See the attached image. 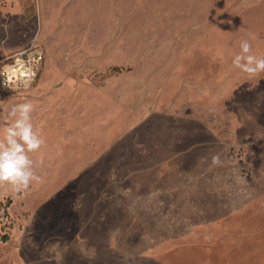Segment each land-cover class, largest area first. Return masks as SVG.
<instances>
[{"label": "rangeland", "instance_id": "374dc122", "mask_svg": "<svg viewBox=\"0 0 264 264\" xmlns=\"http://www.w3.org/2000/svg\"><path fill=\"white\" fill-rule=\"evenodd\" d=\"M33 40L42 67L28 89H0V121L17 93L34 95L41 181L0 190V264H164L139 255L150 239L167 240L155 255L170 264H264V198L224 241L193 228L214 220L197 218L212 193L240 194L252 172L264 189V72L232 63L242 40L264 56V0H0L2 44ZM101 142L100 161L75 163ZM158 152L186 174L170 165L152 194L138 174ZM210 173L231 176L196 185Z\"/></svg>", "mask_w": 264, "mask_h": 264}, {"label": "crops", "instance_id": "0c3cea01", "mask_svg": "<svg viewBox=\"0 0 264 264\" xmlns=\"http://www.w3.org/2000/svg\"><path fill=\"white\" fill-rule=\"evenodd\" d=\"M32 42H36V41L33 40ZM30 44H28V45H30ZM28 45L21 47V48H19V47L14 48L10 45H3L2 41H0V49L5 51V55L10 53V52H12L11 55H13L16 51H18L22 48H25ZM14 49H16V50H14ZM11 55H9L4 60H2L0 62V64L3 61H5L6 59H8ZM17 94H16L15 98L12 99L11 101L9 98L7 99L8 101H10L9 102L10 104L3 105V110H2L3 113H5V112L7 113L13 105L23 103V102L28 101V100H32L34 97V95L33 96H31V95L22 96L21 95L22 93H17ZM3 100L4 99H2V101ZM7 100L5 99V101H7ZM58 117H59V114L53 115V130H54V127H57L55 124H58L57 123ZM2 120H4V119H2ZM61 125L65 126V124H61ZM65 127H60V129H62L60 131L61 136H63V134H66ZM60 132L58 131L57 134H59ZM103 143H104V140H103ZM103 143L102 142H101V144L99 143L98 147L96 148V152H97L96 156L95 155H89L88 152H83L82 155H80V159L78 161H76L75 163L88 166V165L96 163V161H100V159H101L100 151L104 150L106 148V147H104ZM152 149H154L153 144H152ZM172 159L173 160H171V157H168L164 153L158 152V153H156V156H154V154H153V156L149 159V161L147 160V162H145V164L147 165L146 169L143 172H141L140 174H138V176L140 175V177L145 176L147 179L151 180V184H150L151 188L150 189H151L152 194H154V191L159 190V187L154 185V180H159L157 178L158 177L162 178V176L165 173L168 174L170 165L177 166L178 171L179 170L182 171L181 173H178L177 176L182 174L183 177H185L186 173H183V172H185V166H186V164H184L185 160L181 161L180 158H177V157H174ZM155 165L160 166V168L155 170V168H154ZM164 165H167L168 169H165ZM230 176H231V173H210V174H205V175L204 174H195V183H196V185H198L199 182L203 183V182H205V178L209 179L212 182L213 181L219 182V181H222L225 177L229 178ZM260 180H262V174L252 172L250 174V177H249V181L251 183H249V182L245 183L246 184L245 189L243 191H241L240 194H239V192H234L236 194L232 193V189L230 190L229 193H228V191H225L222 193L221 192L212 193V197L215 198V208L213 206H211L212 207L211 209H207L206 206H201L199 208L200 211L198 212L199 213L198 217H197V214H193V219L197 217L200 220H205L204 215L210 211V213L211 214L213 213V215H214V220L201 221V222L195 223L193 225V228L196 227V228H199V230L210 229L212 231L210 237L211 238L213 237L214 239H221L222 240L223 236L227 237L226 231L229 230L230 228L234 227L233 226L234 218L236 216L240 215L241 213H243L245 211V209L253 206V204H258V203L262 202V199L264 198V189L262 188L263 184L260 183ZM218 185H219V183L216 184V186H218ZM250 186H252V187H250ZM183 187H185V185H183ZM160 188L163 189V185ZM200 190L203 191L202 189H200ZM116 207H117V209L118 208L121 209V206H119V207L115 206V208ZM146 211H147L146 213L149 212L148 208ZM206 219H208V218H206ZM114 234L116 235V231ZM193 234L195 235V232L192 229H188V230L185 229L184 231H182L178 235V237L181 239L182 238L186 239L187 237H190ZM222 241H224V240H222ZM166 244H167L166 239H163L160 241H153V239H150L149 241L146 242L145 250L144 251L142 250V252H140L139 255L149 257V258L151 257L152 259L162 261L164 264H170L167 259L162 260L159 255H157V256L155 255V253L158 252L159 250H161L163 248V246Z\"/></svg>", "mask_w": 264, "mask_h": 264}, {"label": "clouds", "instance_id": "9594fccd", "mask_svg": "<svg viewBox=\"0 0 264 264\" xmlns=\"http://www.w3.org/2000/svg\"><path fill=\"white\" fill-rule=\"evenodd\" d=\"M232 63L249 77L264 72V56L253 54L248 40L240 42V52L234 56ZM33 111V104L25 101L13 105L7 118L0 121V190L11 186L14 192H21L33 182L41 181L34 171L37 162L29 156V153L39 152L45 143L41 130L34 128L32 123ZM219 163V156H213L212 164ZM4 195L7 192L0 191V197Z\"/></svg>", "mask_w": 264, "mask_h": 264}, {"label": "built area", "instance_id": "2783aa9c", "mask_svg": "<svg viewBox=\"0 0 264 264\" xmlns=\"http://www.w3.org/2000/svg\"><path fill=\"white\" fill-rule=\"evenodd\" d=\"M43 60V48L36 42L16 51L0 64V89H28L35 82Z\"/></svg>", "mask_w": 264, "mask_h": 264}]
</instances>
